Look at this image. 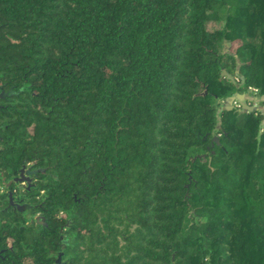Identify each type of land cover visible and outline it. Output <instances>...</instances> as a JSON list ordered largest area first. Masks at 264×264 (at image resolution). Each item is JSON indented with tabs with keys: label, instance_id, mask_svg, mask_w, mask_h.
Segmentation results:
<instances>
[{
	"label": "trees",
	"instance_id": "1",
	"mask_svg": "<svg viewBox=\"0 0 264 264\" xmlns=\"http://www.w3.org/2000/svg\"><path fill=\"white\" fill-rule=\"evenodd\" d=\"M249 86L264 0H0V264H264Z\"/></svg>",
	"mask_w": 264,
	"mask_h": 264
},
{
	"label": "water",
	"instance_id": "2",
	"mask_svg": "<svg viewBox=\"0 0 264 264\" xmlns=\"http://www.w3.org/2000/svg\"><path fill=\"white\" fill-rule=\"evenodd\" d=\"M223 74H225L231 81H234V78L232 76L228 75L227 73H225V71L222 70L221 71V75H223ZM235 99L239 102L240 109L247 110V111H252V110H256L257 109L254 105L248 103L246 101V99H245L244 93H240V92H236L233 95H230V96L225 98V100H224V102L226 103L225 108L226 109L232 108V103H233V101ZM212 139L217 141V136L214 135L212 137ZM196 156H198L200 158H204V154H199V155H196ZM194 158L195 157H193V159Z\"/></svg>",
	"mask_w": 264,
	"mask_h": 264
},
{
	"label": "built area",
	"instance_id": "3",
	"mask_svg": "<svg viewBox=\"0 0 264 264\" xmlns=\"http://www.w3.org/2000/svg\"><path fill=\"white\" fill-rule=\"evenodd\" d=\"M237 80V78H234V80ZM244 96H245V99L247 100L248 98L247 97H251V100H252V98L254 97L255 98V101H250L249 100V102H250V104H252V105H254L257 109H258V107L259 108H261L262 106H264V103H262V99H263V97L262 96H259L258 94H257V89L255 88V87H252V86H249L248 87V89H247V91L244 93ZM258 101H259V103H261V104H258ZM248 102V101H247ZM248 102V103H249ZM236 104V108H240V104H239V102L235 99L234 101H233V103L232 104ZM256 109V110H257Z\"/></svg>",
	"mask_w": 264,
	"mask_h": 264
},
{
	"label": "rangeland",
	"instance_id": "4",
	"mask_svg": "<svg viewBox=\"0 0 264 264\" xmlns=\"http://www.w3.org/2000/svg\"><path fill=\"white\" fill-rule=\"evenodd\" d=\"M226 47H227L226 49H228V46H226ZM229 48H230V47H229ZM246 91H247V90H246ZM246 91H245V92H246ZM245 92H244V93H245ZM247 98H248V99H247L246 101H248V102H249V100H250V101H255V98H254V97L252 98V100H251V97H250V98L247 97ZM249 103H250V102H249ZM258 104H261V103H259V101H258ZM222 106H226V103L223 102V103H222ZM232 107H237V106H236V104L234 103V104H232ZM258 109L260 110V112H261L262 115H263V120H262V123H263V121H264V106H262L261 108L258 107Z\"/></svg>",
	"mask_w": 264,
	"mask_h": 264
}]
</instances>
